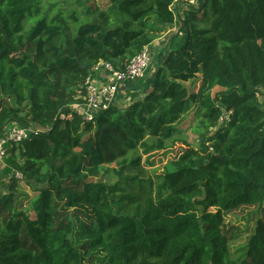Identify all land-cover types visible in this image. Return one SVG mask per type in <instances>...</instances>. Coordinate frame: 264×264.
<instances>
[{
  "label": "trees",
  "instance_id": "1",
  "mask_svg": "<svg viewBox=\"0 0 264 264\" xmlns=\"http://www.w3.org/2000/svg\"><path fill=\"white\" fill-rule=\"evenodd\" d=\"M176 1L185 2L0 0V133L33 129L5 159L0 264H87L76 219L107 264H264V218L240 261L225 222L241 207L264 208V0H201L177 22L182 34L142 98L92 121L68 108L83 100L94 65L124 70L166 32ZM190 112L198 146L178 128ZM144 158L161 160L160 171ZM16 172L35 193L32 216ZM100 172L105 180H87Z\"/></svg>",
  "mask_w": 264,
  "mask_h": 264
},
{
  "label": "built area",
  "instance_id": "2",
  "mask_svg": "<svg viewBox=\"0 0 264 264\" xmlns=\"http://www.w3.org/2000/svg\"><path fill=\"white\" fill-rule=\"evenodd\" d=\"M201 0H185L184 9L190 10L196 8ZM173 30L181 36L177 25L173 24ZM151 63V53L149 46L146 45L135 55L125 66L124 70L116 69L110 62H101L92 68L91 72L102 74V82L98 83L87 77L84 90L85 95L81 102H76L68 106V108L77 113L83 121H92L101 113L107 110L111 105L118 103V92L120 86L125 82H141L148 74ZM229 112L220 118V123H225L228 119ZM70 117L69 114L60 115V119ZM33 129L24 127L17 123L9 124L2 133H0V164H3L9 154V149L28 138ZM15 178L21 179V174L16 172Z\"/></svg>",
  "mask_w": 264,
  "mask_h": 264
},
{
  "label": "rangeland",
  "instance_id": "3",
  "mask_svg": "<svg viewBox=\"0 0 264 264\" xmlns=\"http://www.w3.org/2000/svg\"><path fill=\"white\" fill-rule=\"evenodd\" d=\"M97 5L98 1L95 0ZM176 13V10H175ZM185 13V12H184ZM184 16V14H183ZM182 16V17H183ZM197 19L200 21L202 20L201 13L197 14ZM36 19L30 21V23L34 22ZM198 21V22H199ZM28 22V24H30ZM32 25V24H30ZM173 33V32H171ZM171 33L169 35H171ZM173 37V36H172ZM199 76L196 75L193 79L185 82V86L188 88L190 93L196 92L199 87ZM219 88H214L211 93L218 91ZM260 97H262L260 95ZM264 98V96H263ZM140 99V98H137ZM130 103H126L125 105H121V108H126ZM264 106V100H263ZM197 124L195 116L193 112L187 113L183 115L180 124L178 126L180 134L186 139L188 144L198 146L200 142V138L198 137L197 133L194 131V126ZM6 128V127H5ZM167 156L162 158L163 163L166 161ZM160 161V164H159ZM161 160H156L154 163L150 164L146 161V158L143 159V164L145 167L151 171H160L161 169ZM4 169V170H3ZM6 168H0V193H5L8 190V185L10 180L9 176H6L5 173ZM15 177V176H14ZM87 180L90 181H97V180H105L104 177L101 176V172L97 173L96 175H92L88 177ZM17 185L21 190V196L19 197L20 208L22 211H25L32 216V211L30 210V202L35 197V193L28 188L21 179H18ZM23 192V193H22ZM264 207V204H263ZM264 218V208L261 209L257 206H245L241 207L237 210L229 212L225 214V222L228 224H232L235 226V233L230 241V257L233 261H240L243 258V254L245 252V244L249 236L252 234L256 221L258 219ZM83 219V218H81ZM88 222V221H87ZM87 224L83 220H75V227H76V238L78 239L79 243L86 241V243L79 244L85 250L88 248V257H87V264H107V254L103 249H91L92 242H89L91 237L87 235L86 229L83 226Z\"/></svg>",
  "mask_w": 264,
  "mask_h": 264
},
{
  "label": "crops",
  "instance_id": "4",
  "mask_svg": "<svg viewBox=\"0 0 264 264\" xmlns=\"http://www.w3.org/2000/svg\"><path fill=\"white\" fill-rule=\"evenodd\" d=\"M98 4L101 6V8H105L109 2V0H97ZM172 11L174 13L175 22L173 24L177 25V22L179 19L182 18L184 12L186 11L184 9V2H173ZM176 10V13H175ZM173 25L164 32L160 37L152 41L148 46L151 53V63L149 66L148 74L146 75L145 79H143L141 82H125L120 86V90L118 92V103L120 105H125L126 103H131L137 98H142L144 94L150 91L151 85H152V74L154 73L155 69L158 67L161 57L168 51V48L170 47V41L171 37L176 35V33L173 30ZM173 32V33H171ZM171 33V35H169ZM90 78L98 83L102 82V74L90 72L89 73ZM5 167L6 163L4 161L3 164H0V168ZM4 170V169H3ZM2 192L0 193V198L2 196Z\"/></svg>",
  "mask_w": 264,
  "mask_h": 264
}]
</instances>
